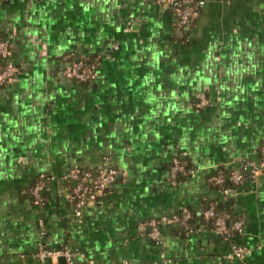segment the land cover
<instances>
[{"label":"crops","instance_id":"0c3cea01","mask_svg":"<svg viewBox=\"0 0 264 264\" xmlns=\"http://www.w3.org/2000/svg\"><path fill=\"white\" fill-rule=\"evenodd\" d=\"M0 37L18 69L0 86V264H53L35 257L41 244L94 264H264V169L251 166L264 147V0H205L185 27L154 0H0ZM95 57L92 83L63 76ZM174 158L195 170L176 184ZM102 166L120 174L77 216L67 173ZM220 169L249 174L226 191L209 181ZM212 203L243 232L216 233L202 216ZM183 208L184 233L139 236V222ZM234 244L252 252L228 257Z\"/></svg>","mask_w":264,"mask_h":264},{"label":"built area","instance_id":"2783aa9c","mask_svg":"<svg viewBox=\"0 0 264 264\" xmlns=\"http://www.w3.org/2000/svg\"><path fill=\"white\" fill-rule=\"evenodd\" d=\"M156 3L165 6L169 9L177 19V24L180 27L191 26L196 22L200 15V10L205 4V0H154ZM11 44L10 42L0 37V59L3 63L0 65V86L8 85L16 79L18 69L10 60ZM62 74L66 79L74 80L83 84H90L98 76V57H95L91 62L84 63L82 60L72 61L62 69ZM209 99L204 93L196 95L195 107L202 109L209 104ZM260 160L258 163H253L255 174L264 169V147L260 149ZM194 168L181 161L179 158H174L170 168V181L173 184L177 183V178L180 173L192 174ZM227 173V174H226ZM120 174L118 168L113 166H102L97 169L73 167L67 173V178L72 182V190L70 192V200L74 205V210L77 216H81L84 208L87 205L95 204L98 196L106 193L111 185L115 182ZM246 178V175L238 169L231 172L218 170L211 175L209 181L215 185H223L226 179L233 183L234 187L241 185ZM46 177L42 174L35 182L31 194L36 204L44 202L43 190L45 188ZM233 187V188H234ZM233 188H223L226 191H231ZM203 215L211 219L213 230L224 238H232L241 234L244 229V221L241 218L230 220V214L225 211H220L211 205L203 210ZM192 213L188 208H183L181 212L173 215H163L160 217H152L138 223L137 230L139 236L147 238L155 244H161V228L162 226L181 224L185 228H190V220ZM42 225V222H40ZM42 234L44 231L42 230ZM252 252V248L234 244L228 257L243 258ZM35 257L44 261L50 259L53 264H57V260L63 258L66 264H77L79 260H87L85 254L81 251L74 250L68 245L57 248H50L41 244L35 253ZM162 264H166L168 260L165 255L161 254ZM88 264H94L93 260H87ZM124 264V263H118Z\"/></svg>","mask_w":264,"mask_h":264},{"label":"trees","instance_id":"16d2710c","mask_svg":"<svg viewBox=\"0 0 264 264\" xmlns=\"http://www.w3.org/2000/svg\"><path fill=\"white\" fill-rule=\"evenodd\" d=\"M84 63H89V62H91L92 61V59L91 60H82ZM3 63V60L2 59H0V65ZM181 161H182V159L181 158H179ZM189 167V166H188ZM244 173H245V175H248L249 173L248 172H245L244 171ZM227 174V173H226ZM188 174H186V173H180L179 175H178V178H177V180H182L183 178H185V176H187ZM215 185V184H214ZM215 186H217V187H219V188H233L234 187V185H233V183H231V181L230 180H228V179H226L225 181H224V184L223 185H215ZM211 205H214L215 206V208H217L218 210H220V211H225V212H227V213H229L230 214V220H233V219H235V218H237V216H236V214H234L233 213V211H231V210H229V209H227V208H225L223 205H221L220 203L218 204V203H212V204H210V205H208V207L209 206H211ZM202 216L204 217V218H206L204 215H203V212H202ZM207 220H209V224L210 225H212V221H211V219H209V218H206ZM190 223H192V219L190 220ZM172 226H177L178 228H179V231L181 232V233H184L185 232V230L187 229V228H185L183 225H181V224H172Z\"/></svg>","mask_w":264,"mask_h":264},{"label":"water","instance_id":"95a60500","mask_svg":"<svg viewBox=\"0 0 264 264\" xmlns=\"http://www.w3.org/2000/svg\"><path fill=\"white\" fill-rule=\"evenodd\" d=\"M63 258H60L59 260H62ZM48 262H50L51 260L50 259H47Z\"/></svg>","mask_w":264,"mask_h":264}]
</instances>
